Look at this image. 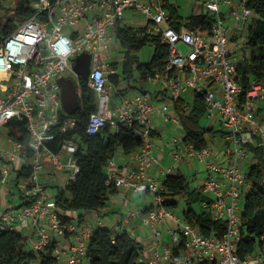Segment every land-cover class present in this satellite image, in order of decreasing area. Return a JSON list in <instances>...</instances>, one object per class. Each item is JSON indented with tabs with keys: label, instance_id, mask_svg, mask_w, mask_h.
I'll return each mask as SVG.
<instances>
[{
	"label": "built area",
	"instance_id": "obj_1",
	"mask_svg": "<svg viewBox=\"0 0 264 264\" xmlns=\"http://www.w3.org/2000/svg\"><path fill=\"white\" fill-rule=\"evenodd\" d=\"M165 1L36 0L32 4L34 14L0 42V159L11 167L0 168V182L16 186L28 202L19 208L0 207V227L32 230L30 237L35 252H43L54 243L59 263L68 258L69 264H82L93 231L76 217L67 222L62 219L56 200L50 197L42 178L47 161L57 175L71 171L67 184L80 171L75 156L79 147L76 141L65 139L59 152L49 144L56 138L57 129L68 132L77 124V119L63 106L59 77L64 75L76 80L80 97L82 82L95 92L96 110L89 117L88 133H97L108 124L117 127L124 123L130 127L138 124L145 136V144L133 152L135 165L122 168L112 160L107 176L108 182L116 187L154 195V205L145 222L157 235L161 234L160 224L174 223L170 228L172 243L165 244L163 251L156 249L150 264H163L166 260L173 264H196L200 260L264 264V250L245 259L237 253L241 238V186L247 184L240 160L249 154L245 144H264V79L253 78L245 86L237 73L242 57L237 52L241 49L244 53L247 46L240 36L255 22L256 14L248 6L249 0H207L205 5L215 21L211 29L198 33L171 24ZM226 5L228 11L223 10ZM128 10L130 14H143L148 22L145 33L159 36L169 48L165 64L149 73V78L161 82L171 102L192 89L204 99L209 117L219 119L226 128L229 163L214 161L218 149L212 145L198 148L193 142L183 141L182 150L173 153L176 163L195 158L206 165L209 175L202 188L210 201L205 205L215 219L227 221L228 230L222 238L205 235L165 205L164 179L150 172L160 162V156L154 150L152 115L156 108L149 93L123 94L119 100L118 90H112L110 75L118 74V66L114 67L113 62L118 64L116 48L121 46L116 24L124 21ZM226 15L233 17V27L238 33H230ZM231 42L235 46L230 47ZM82 52L92 55L86 80L75 70L76 59ZM168 103L161 109L166 120L176 125L173 138L176 143L185 140V132L180 116L169 114ZM12 120L18 124L10 125ZM20 123L28 134L27 142L13 133L18 131ZM13 166L20 171L28 169L30 173L18 180ZM65 236L73 240H59ZM179 244L184 245L176 254L174 248Z\"/></svg>",
	"mask_w": 264,
	"mask_h": 264
},
{
	"label": "trees",
	"instance_id": "obj_2",
	"mask_svg": "<svg viewBox=\"0 0 264 264\" xmlns=\"http://www.w3.org/2000/svg\"><path fill=\"white\" fill-rule=\"evenodd\" d=\"M34 1L36 0H18L16 5L4 14L0 19V42L34 14ZM3 6V0H0V7ZM165 6L170 10L171 24L179 29L185 26L203 33L211 29L215 21V16L210 12L185 17L180 13L178 6L169 0L165 1ZM248 6L253 9L257 19L250 26L247 46L237 64V73L245 86L253 78L264 79V0H249ZM116 32L121 47L126 49L123 70L128 85L120 91H145L142 85H132L136 70L140 74L138 81L142 83L149 73L165 64L169 48L161 42L159 36L145 33L144 28L129 26L122 21L117 22ZM149 43L155 45L154 55L150 62H142L137 52ZM113 66L117 67L118 64L113 62ZM110 83L119 84V74H111ZM80 99L81 106L73 114L77 119L74 129L68 132L57 129L56 138L49 142L58 152L61 151V143L65 139L74 140L79 145L75 156L80 171L74 180L59 188L55 196L62 219L67 222L76 217L79 223L85 220V212L104 209L110 194L117 191L118 187L108 182L107 168L117 157L118 151L121 149L129 155L145 144V136L138 124L132 127L124 123L117 127L108 124L97 133H88L89 117L96 110V95L85 82H82ZM185 103L181 98L176 102L181 127L185 132L184 139L195 143L198 148L204 147L217 135L214 127H204L201 124V117L207 109L206 103L198 94L190 110H185ZM16 124L18 123L15 120L10 122V125ZM13 133L23 142L28 141L23 123H20L18 131ZM245 147L251 154L253 163L245 173L248 185L246 184L247 193L241 209V238L237 243V253L242 259L258 250H264V144L247 143ZM13 169L18 180L30 173L28 169L20 171L15 166ZM192 181L184 173L168 174L163 180L165 205L171 209L177 208L179 197H183L187 204L183 211L184 219L197 226L205 235L222 238L228 230L227 221L215 219L212 210L205 205L210 201V196L204 193L201 187L193 186ZM19 192L23 199L21 206L27 204L26 196ZM196 204L200 207L196 208ZM70 212L80 214L73 216ZM29 242L30 237L23 231L0 227V264H59L55 254L56 244H50L43 252H35L29 247ZM183 245L179 244L174 248V252L179 254ZM145 252V245L129 231H115L111 227L98 225L93 228L88 253L82 264H150ZM196 264L218 263L200 260Z\"/></svg>",
	"mask_w": 264,
	"mask_h": 264
},
{
	"label": "crops",
	"instance_id": "obj_3",
	"mask_svg": "<svg viewBox=\"0 0 264 264\" xmlns=\"http://www.w3.org/2000/svg\"><path fill=\"white\" fill-rule=\"evenodd\" d=\"M224 8H225L224 11L229 10V6L227 5ZM227 18L232 20L231 24H227L230 33H234V34L238 33V30H235L233 27L234 25L233 17L231 15H226L225 20ZM246 30L249 33L250 27L248 26ZM142 83H143L142 86L145 88V91H141V92L149 93V95L151 96V103L156 108V111L152 115V118H153L152 124L154 128V135H153L154 141H155L154 150L160 156V162L154 164L151 167L150 172L153 175H156L158 178L163 180L168 174L183 173L180 165L190 164V161L192 159L186 158L180 162H177V163L175 162L173 158V153L174 151L182 150L183 141L185 140H180L174 143L173 138L175 135L173 136V138H171V140H162L163 139L162 131L160 130V127L157 123L158 122L157 120L161 118L163 119L165 126L171 127L175 130L176 128L175 123L172 120L170 121L166 120L165 116L163 115L161 107L164 104H167L169 102L170 103V104L168 103L169 104V108H168L169 114L172 116H179L178 111H177V105H176V102L178 100L176 102L174 101L171 102L169 100L168 91L162 88L161 82L150 79L149 76H147V79L144 80ZM117 90H116L118 92L117 96H119L122 92H120L119 89ZM138 91L140 90H137L134 92H138ZM123 94L124 93H122V95ZM196 95L197 94H195V92L192 89H188L187 91L183 93L181 99L185 100L186 102L185 108L189 107L188 110L192 108L191 105L195 102ZM217 137L218 136L216 135L215 138ZM225 138H226V134L224 133L221 137L217 138L216 140H209L208 145H212V141H216L218 142V144L222 146V147L220 146V148H217L218 153L213 157L214 161L216 162H220V163L230 162V158L227 153V149L225 145L226 143H229L230 141L225 140ZM156 142L158 143L156 144ZM114 161L118 165H120L122 168H131L133 165H135L134 160H133V153L127 155L123 153L121 149L118 151V155L114 159ZM0 163L5 164L1 159H0ZM108 170H109V166L107 168V171ZM65 171H68L70 175L71 173L70 170H65ZM63 175L64 173L62 174V176ZM69 175L65 179V182H66L65 186L67 184ZM56 176L58 175L54 173L51 162L47 161L46 168L43 172L42 178L43 180H45L46 185L48 186V192L50 191L49 188L53 180L52 178H55ZM191 179L195 181L198 179V176L194 175ZM204 180H202V183L200 181V185L198 186L193 185V186L202 188V184ZM7 187H9V190L6 188H3V194L0 199V207L4 209L21 207V204L23 203V201L19 205H15L13 203L15 198H17L16 197L17 187L14 185H11V186L7 185ZM56 194L57 193L55 194L51 193V191L49 192L50 197L54 199H55ZM153 205H154V195L152 193L150 192L134 193L128 188L118 187L116 192H113L110 194V198H109L107 206L101 211H92L91 212L92 217L89 219H88L87 213L85 212L84 213L85 220L81 222V224L82 223L87 224L91 226L92 228L98 225H103V226L111 227L115 231H119V230L129 231L145 245L146 247L145 254L147 256V259H150L156 249L159 251H163L165 244L172 243V234L170 232V228L174 224L171 221L165 224H160L158 226V230L161 232V234L157 235L156 231L145 222V217L148 211L153 207ZM172 210L175 212L174 209ZM70 214L73 216H78L80 213L70 212ZM27 235L29 236V234ZM30 240L32 243L31 237H30ZM59 240L62 242H68L70 240H73V238L69 239V237L65 236V237H60ZM59 264H69L68 258ZM163 264H173V263L169 260H166L164 261Z\"/></svg>",
	"mask_w": 264,
	"mask_h": 264
},
{
	"label": "rangeland",
	"instance_id": "obj_4",
	"mask_svg": "<svg viewBox=\"0 0 264 264\" xmlns=\"http://www.w3.org/2000/svg\"><path fill=\"white\" fill-rule=\"evenodd\" d=\"M17 1L18 0H3L4 6L0 7V19L4 16L5 13H7L9 11L10 8H13L16 5ZM206 1L207 0H169L170 3L178 6L180 13L185 17H188L192 14H197V13H202V12H210L209 9L205 5ZM224 9L225 8H223V10ZM129 12H131V10L127 11L126 17H125L123 23H125L129 26H134V27L140 28V29L144 28V26L148 24V22L145 19V16L143 14H141L139 12L137 14H130ZM225 21H226V25L232 23V20L228 19V18ZM240 37H241L240 41H243L244 43H246L248 41L249 34L246 31ZM233 46H235V42L230 43V47H233ZM182 47L185 51H188V47H186L185 45H182ZM116 51H117L116 61H118L119 84L116 85L114 83H110V85L112 86V90L114 92H116L117 89L121 90V88H125L128 85L127 78L125 77L126 74L123 70L126 49L121 47V46H117ZM154 51H155V45L153 43H149L142 50L137 52V54L139 55L142 62H150L153 55H154ZM237 55L239 57H241L243 55V52L241 49L237 52ZM114 57L112 56L111 60H114ZM139 77H140V74L136 70L135 78L132 79V85H135V84L143 85V83L138 81ZM122 93L119 96H117V98H119V100L122 97ZM130 93H132V91H125L124 92V94H126V95H128ZM157 121H158L157 123L160 127V130L162 131V137H163L162 140H171V138H173V136L175 135V130L171 127L165 126L163 119L159 118ZM201 124L204 127H214L215 130L217 131V136H218L217 138L221 137L226 131V128L223 125V123L219 119L218 120L211 119L209 117V115L207 114V112H205L204 115L201 117ZM217 138L213 137L210 140H216ZM158 140H160V139H158ZM157 143L158 142H156V144ZM212 146H214L216 148H220L221 145L218 144V142H216V141H212ZM252 163H253V159L251 157V154H248V156L246 158H242L240 160V167L243 170V172L246 173V171L248 170L249 166ZM1 167L11 168L9 164H3V163L2 164L0 163V168ZM180 167L182 169V172L184 174H186L190 179L194 175L198 176L197 180L192 181V184L196 185V186L200 185V181L202 183V180L206 179V177L209 173L206 165L204 163L199 162L195 158L190 161V164H181ZM68 175H69V172L65 171L63 176L61 174V175L56 176L55 178H52L53 180H52L51 186L49 188L51 193L55 194L58 192L59 188L65 187V183H66L65 179H66V177H68ZM3 188H6L9 190V187H7V185H2L0 182V199H1L2 194H3ZM241 190H242V196L239 200V203H240L239 205L242 209L244 197L247 193L246 185H242ZM16 192H17V195H16L17 198H15L13 203L15 205H19V204H21L23 199L21 198V194H20L18 188H17ZM179 201H180L179 206L177 208H174V210L176 213L183 215V211L187 207V204H186L185 199L183 197H179ZM195 207L199 208L200 205L196 204ZM86 213H87L88 219L92 217L91 212L87 211ZM23 233H25L26 235L29 234V236H31L32 230L25 229V230H23ZM29 247L32 248L31 242H29Z\"/></svg>",
	"mask_w": 264,
	"mask_h": 264
},
{
	"label": "water",
	"instance_id": "obj_5",
	"mask_svg": "<svg viewBox=\"0 0 264 264\" xmlns=\"http://www.w3.org/2000/svg\"><path fill=\"white\" fill-rule=\"evenodd\" d=\"M92 55L89 52H82L78 55L75 63V70L86 80L91 71ZM62 86V102L69 114H75L81 106L79 87L76 80L64 75L59 77Z\"/></svg>",
	"mask_w": 264,
	"mask_h": 264
}]
</instances>
